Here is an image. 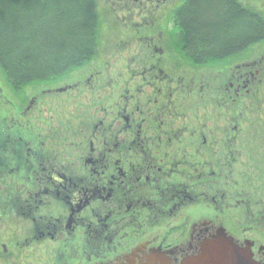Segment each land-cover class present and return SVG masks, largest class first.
<instances>
[{"label":"flooded vegetation","instance_id":"flooded-vegetation-1","mask_svg":"<svg viewBox=\"0 0 264 264\" xmlns=\"http://www.w3.org/2000/svg\"><path fill=\"white\" fill-rule=\"evenodd\" d=\"M188 2L110 0L101 20L164 14L100 33L67 78L0 91V264H190L216 237L264 264V42L177 74Z\"/></svg>","mask_w":264,"mask_h":264},{"label":"trees","instance_id":"trees-1","mask_svg":"<svg viewBox=\"0 0 264 264\" xmlns=\"http://www.w3.org/2000/svg\"><path fill=\"white\" fill-rule=\"evenodd\" d=\"M29 5L36 7L33 28L14 24L6 33L8 23ZM187 5L181 19L187 27L172 45L180 66L213 67L222 64L216 59L229 55L235 41H242L237 50L243 52L264 41V17L247 6L240 11L230 0H189ZM0 8V71L11 89L51 83L96 57L100 25L94 0H0Z\"/></svg>","mask_w":264,"mask_h":264},{"label":"rangeland","instance_id":"rangeland-1","mask_svg":"<svg viewBox=\"0 0 264 264\" xmlns=\"http://www.w3.org/2000/svg\"><path fill=\"white\" fill-rule=\"evenodd\" d=\"M96 1V2H95ZM94 2H95V5H96V14H97V16L99 15L100 16V13H103L104 11H105V9H109L110 8V0H94ZM156 3H155V1H154V4L153 5H155ZM243 5L244 6H247L248 8H250L251 10H253V11H260L259 13L260 14H262L263 15V11H264V0H243ZM126 6V5H125ZM125 6H122V9L121 10H119L118 8H116V6H115V8L114 7H112L111 6V9H110V13L107 15L109 18L108 19H105V20H101L100 18H98L99 19V25H100V33H102L101 35L105 38V37H115V38H117V37H123V35H122V32L125 34V33H127V26L129 27V24H130V26H131V31H130V37H134V35H136V33H143V31H144V29H145V26H144V24H145V22H149V20H152V17H154V15H156V16H161L162 17V14H164V12L161 10L160 11V13H157V14H155V13H153V8L154 7H151V5H148V8H147V13H145V19L144 18H139L138 19V21H137V18H135V19H131V20H128L127 18V16H120L119 14L120 13H115V11H113L112 9H114V10H116V11H120V12H125V13H127V9H130L129 7H130V4L127 6V7H125ZM204 7H206L205 5H204ZM104 10V11H103ZM3 11H4V9H1L0 8V14H2L3 13ZM35 11H36V7H34L33 5H29L27 8H26V11L24 12V13H22V14H19V15H17V16H15L14 17V21L12 22V21H10L9 23H8V28H7V31H6V33H10L11 32V27H13V25L14 24H17V25H19V24H24L25 25V27H29V28H33V19L31 18L32 17V15H33V13H35ZM217 11V10H216ZM130 13H135L133 10L130 12ZM149 13V14H148ZM155 16V17H156ZM160 17V19H159V21L158 22H161L162 21V19L163 18H161ZM263 17H264V15H263ZM149 19V20H147V19ZM108 22V23H107ZM125 22V23H124ZM139 22V23H138ZM150 23V22H149ZM108 24H109V26H113V28H111V29H109L108 28ZM125 24H128L127 26L125 25ZM156 24V23H155ZM199 25H204V23L201 21V23H199ZM143 26H144V28H143ZM169 27V26H168ZM141 29H142V32H140L141 31ZM121 30V31H120ZM145 31H146V29H145ZM119 33H121V34H119ZM126 35V34H125ZM137 36V35H136ZM198 36V35H197ZM100 38V37H99ZM102 38V37H101ZM108 40V39H107ZM55 44L56 45H58L59 44V42H61V37H57V38H55ZM123 41H124V43H123V46H127V49L129 48V46L130 47H133L134 45L136 46H138L139 45V43L136 41V39H132L131 41L129 40V41H127V40H124V38H123ZM118 42H119V40H118ZM207 42V41H206ZM264 41H262V43H263ZM261 43V42H260ZM258 44V43H257ZM255 45V44H254ZM122 46V47H123ZM240 45H235V46H233V49H235V50H237L238 49V47H239ZM253 46V45H252ZM250 48V47H249ZM248 48V49H249ZM247 49V50H248ZM246 50V51H247ZM240 51V50H239ZM245 51V52H246ZM260 52H262V51H260ZM102 54V53H101ZM102 56L103 55H101L100 56V58L99 59H101L102 60ZM218 57V56H217ZM216 57V58H217ZM106 57H104V60L103 61H99V62H97L96 63V66L98 67V64H101V63H103L104 61H110V60H112L113 59V57H111V55H108V57L105 59ZM193 58H197V56H195V57H193ZM203 57H201L200 59H202ZM215 58V59H216ZM222 57H218L216 60L217 61H219L220 59H221ZM198 59V58H197ZM199 59V60H200ZM204 59H206V57H204ZM219 62H221V61H219ZM105 63V62H104ZM124 63H128L127 61H124ZM124 63H123V65H122V63L121 62H117L116 63V68H118V65L120 64V67H123L124 66ZM219 65V64H218ZM218 65H216V67L215 66H213L212 68H214V70L216 69H219L220 68V66L218 67ZM120 67H119V69H120ZM82 68V67H81ZM192 70H194L193 68H191V69H179L178 70V72H177V74H180V73H184V71H185V74H192ZM176 71V70H175ZM181 71V72H180ZM210 71H213L212 69L210 70ZM170 73H172V74H174V75H176L175 74V72L173 73V72H170ZM200 73H203V71H201ZM69 76V75H68ZM63 78H67V76L66 77H63ZM52 84V83H51ZM13 89V88H12ZM11 88H10V86L7 84V82L5 81V78H4V76L2 75V73H1V71H0V91L2 92V95L4 94V93H6V92H8L9 94H10V91L12 90ZM14 90V89H13ZM16 91H20V90H16ZM22 91V90H21ZM20 91V92H21ZM12 92V91H11ZM22 93V92H21ZM16 94V93H15ZM30 94V93H29ZM16 95H18V94H16ZM259 99L260 100H264V93H260L259 94ZM259 99H257L256 101H259L260 102V100ZM258 107H260V110H259V122H261V124L263 125L264 124V104L262 103V102H260L259 103V106ZM247 192H245V194H246ZM222 202H223V206H224V209L225 208H230L232 205H233V202L232 201H229V198H224L223 200H222ZM226 206H228V207H226ZM10 224V223H9ZM263 226V225H262ZM257 228L259 229V230H262L263 231V229H264V227H261V226H257Z\"/></svg>","mask_w":264,"mask_h":264},{"label":"water","instance_id":"water-1","mask_svg":"<svg viewBox=\"0 0 264 264\" xmlns=\"http://www.w3.org/2000/svg\"><path fill=\"white\" fill-rule=\"evenodd\" d=\"M190 264H256L251 261L247 252L240 250L231 241L216 237L203 245L201 254Z\"/></svg>","mask_w":264,"mask_h":264}]
</instances>
